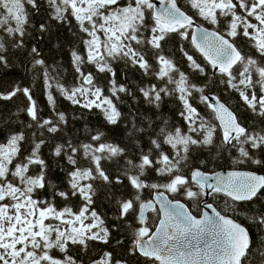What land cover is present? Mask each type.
<instances>
[{
	"label": "snow or ice",
	"instance_id": "obj_1",
	"mask_svg": "<svg viewBox=\"0 0 264 264\" xmlns=\"http://www.w3.org/2000/svg\"><path fill=\"white\" fill-rule=\"evenodd\" d=\"M54 29L69 34L60 47L69 46L70 83L39 47ZM173 43L190 71L169 52ZM121 64L149 81L137 89L145 107L133 108L131 120L121 94L138 98L120 82ZM18 66L42 81L47 118L33 88L9 79ZM217 84L238 97L251 124L211 94ZM60 97L97 110L109 132L127 120L121 134L128 144L99 129L86 142L65 139L69 120ZM166 98L177 104L181 125L163 119ZM8 113L13 123L0 128V264H129L125 257L138 264H250L249 229L203 198L264 199V175L240 167L264 171V0H159V7L154 0H0V119ZM48 147L63 177L45 158ZM205 149L227 153L238 167L209 173ZM101 188L122 196L120 223L97 211ZM179 197L203 203L212 215L197 218ZM254 220L264 228V211ZM124 224L127 244L118 238ZM256 254L264 264V250Z\"/></svg>",
	"mask_w": 264,
	"mask_h": 264
},
{
	"label": "trees",
	"instance_id": "obj_2",
	"mask_svg": "<svg viewBox=\"0 0 264 264\" xmlns=\"http://www.w3.org/2000/svg\"><path fill=\"white\" fill-rule=\"evenodd\" d=\"M199 23H201L200 19L197 17ZM206 26V25H205ZM66 29L56 30L54 29L53 33L50 34L51 39L46 36L40 43L39 47L41 49L42 55L47 58L48 63L56 64L58 70L62 72L63 79L68 81L69 83L72 81V74L74 69L71 67L70 64V55H69V46L67 43H64L63 48L60 47L61 43L64 42L65 37L68 36ZM31 43V41H30ZM179 43H183L186 45L187 50L190 54H193L201 63H204L203 58L200 56L198 52L194 48H192L191 44L188 41H179ZM169 52H174V59H177L181 62L182 70L188 72L187 64L183 61L181 57L178 45L173 43L168 46ZM12 75L9 79L17 80L21 83L22 86H29L33 88L35 93V97L38 100L39 105L43 110V115L47 118L50 114V109L47 105L46 98L42 91V81L39 79L33 80V76L31 73L25 70L23 66H18L16 69L11 70ZM118 78L121 83H126L128 87L132 90V92L137 96V100H133L131 97L124 96V104L120 105L121 110L124 112L125 116L128 117V120L132 119V112L133 108H139L141 113L143 112V106L141 104L142 97L140 96L139 92L137 91L138 87L143 86V84L148 83V78L142 77L141 73L137 70H133L130 67L126 68L122 64L117 66ZM211 75V72H209ZM105 81L101 79V85L103 86ZM214 92L211 94H215L217 96H221L223 101L236 113L241 114L242 118L246 121V123L251 124L253 122L252 114L245 112L241 106V102L239 101L238 97L230 96L227 91H224L223 85H212ZM208 92V89H205ZM23 99V98H22ZM168 103L159 110L162 113L163 119H166L169 124H176L177 126L183 123L182 119L179 117L177 113V104L172 101L170 98H166ZM7 103L11 109V113H16L17 109L12 104V102H4ZM17 104H20L19 101ZM198 107L201 111H206L205 106L203 104H198ZM58 108L60 111L65 112L66 117L69 120L67 125H63L64 129V138L65 139H74L77 141H85V137L89 136L91 133H94L95 130H103L106 134L110 136L116 137V143H121V145L128 144V136L125 132L121 134V129L125 127L127 124V120L120 126L118 129H112L111 132L108 129L112 128V126H107V128L102 127L104 124L102 116L99 114L97 110H93V113H88L86 110L79 108L78 106H73L67 100L63 99L62 97L59 98L58 101ZM11 113L5 114V119H0V128H4L7 123H13L11 120L6 119ZM151 115V113H148ZM19 120H24L26 123L28 122V118L26 113L18 112L17 113ZM147 121H143L140 124L141 127L146 124ZM91 130V132L89 131ZM140 135H143L141 133ZM62 141H57V143H61ZM51 143V142H50ZM30 147V146H29ZM45 158L49 160L52 164L53 168L56 169V158L52 155V147L42 149ZM202 158H206L211 163L205 166L206 171L209 173L218 172L225 169H232L234 166L232 164L231 157L227 155L225 152H220V155L217 156L214 150L205 149L204 155ZM62 166H67V161H62ZM242 170L247 171H257V173L264 175V171L259 170V166L251 165L249 166H240ZM56 174L63 177V173L56 169ZM57 184L58 188H63V185L60 184L59 181H53ZM114 191V190H113ZM99 200L97 203V211L101 213L109 224L120 223L116 220V199L122 198V196L117 195L116 197L113 196L112 191H108L106 189H99L98 190ZM148 198H151L149 196ZM182 202H185L190 210L193 212L194 215L200 216L202 213V208L204 206L203 203L197 205L194 201H185L184 197H179ZM206 202V197L203 198ZM210 203L213 204L222 214L225 216H229L246 226L254 241L253 247V256L251 257L250 264H260L259 256L256 254L258 250H264V228L258 227L254 218L258 216V214L264 211V199L258 200L255 203L253 202H233L230 198L223 196L221 194H213L210 197ZM150 220L149 223L152 224V214H149ZM127 224H124L120 228V236L118 238L125 239L126 244L128 240L131 238L130 231L125 234V230L127 229ZM155 225H153L154 230ZM119 251V249H117ZM86 255V254H85ZM129 264H138L136 258H129Z\"/></svg>",
	"mask_w": 264,
	"mask_h": 264
},
{
	"label": "water",
	"instance_id": "obj_3",
	"mask_svg": "<svg viewBox=\"0 0 264 264\" xmlns=\"http://www.w3.org/2000/svg\"><path fill=\"white\" fill-rule=\"evenodd\" d=\"M154 2H156L157 3V6L159 7V0H156V1H154ZM204 27V26H203ZM206 28V27H205ZM227 171H230V169H225V170H221V171H218V172H227ZM247 171V170H246ZM257 174H259V173H257ZM208 191H210V190H208ZM221 195H223V196H225L224 194H221ZM227 197V196H226ZM169 198H171V196L169 197ZM229 198V197H228ZM231 199V198H230ZM210 196H206V203H210ZM238 203H240V202H238ZM213 205V204H212ZM213 207L217 210V211H219L214 205H213ZM190 209V208H189ZM191 211V210H190ZM203 211H208L209 212V214L210 215H212V211H211V209H207V208H205L204 206H203V208H202V213H203ZM220 212V211H219ZM202 213H201V215L198 217L197 216V218H200L201 216H202ZM221 213V212H220ZM150 214V213H149ZM148 214V215H149ZM221 215H223L222 213H221ZM228 217V216H227ZM229 218H231V217H229ZM232 219H234V218H232ZM235 220V219H234ZM236 222H238L237 220H235ZM238 223H240V222H238ZM241 224V223H240ZM241 225H243V224H241ZM244 226V225H243ZM246 227V226H245Z\"/></svg>",
	"mask_w": 264,
	"mask_h": 264
},
{
	"label": "flooded vegetation",
	"instance_id": "obj_4",
	"mask_svg": "<svg viewBox=\"0 0 264 264\" xmlns=\"http://www.w3.org/2000/svg\"><path fill=\"white\" fill-rule=\"evenodd\" d=\"M155 1V0H154ZM200 19V18H199ZM200 21H201V24L204 26V27H206V28H209L210 30L212 29V27L213 26H211V25H209L207 22H205V21H202L201 19H200ZM206 25V26H205ZM191 31V30H190Z\"/></svg>",
	"mask_w": 264,
	"mask_h": 264
}]
</instances>
